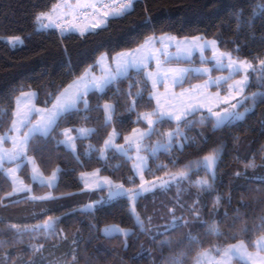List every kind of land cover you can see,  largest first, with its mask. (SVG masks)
<instances>
[{
    "label": "trees",
    "instance_id": "trees-1",
    "mask_svg": "<svg viewBox=\"0 0 264 264\" xmlns=\"http://www.w3.org/2000/svg\"><path fill=\"white\" fill-rule=\"evenodd\" d=\"M57 2L0 0V134L10 125L19 93L32 90L37 93L36 104L49 106L84 68L94 67L102 53L111 56L136 48L153 35L216 38L220 50L232 51L234 58L252 63L256 70L251 71L245 93L259 94L255 101L247 100L252 109L243 120L216 129L210 121L193 123L186 131L181 125L178 136L186 146L149 156L146 179L179 171L189 161L220 149L211 189L194 186L197 179L210 176L193 168L189 179L137 198L134 208L143 223L141 229L126 198L82 209L104 191H84L78 174L100 169L99 174L133 186L127 183L133 175L129 160L112 150L104 159L99 157L110 123H104L102 108L97 111L95 106L114 103L111 123L121 138L144 125L134 121L138 113L151 110L147 106L149 83L145 87L141 72L129 71L103 93L90 91L89 110L80 103L58 120V132L64 128L94 129L88 137L76 138V154L54 140L42 139L37 146L36 164L41 172L48 175L59 169L51 199L31 200L26 194L5 197L11 187L0 170V264H69L72 260L75 264H194L200 253L215 251L218 256L216 249L236 242L255 250L254 241L264 235V75L259 69V60L264 59V0H132L133 7L124 14L109 17L103 26L82 34L38 29L35 15L49 12ZM14 36L21 37V43L10 45L3 40ZM49 94L51 100L46 104ZM130 105H135L131 111ZM206 114L199 111L191 119ZM157 127L163 132L174 124L165 122ZM39 136L33 135V143ZM250 160L255 168L245 167ZM158 166L166 167L157 170ZM22 174L28 180L26 172ZM33 188L38 194L46 190L37 184ZM217 197L219 203H215ZM173 207L179 226L172 224L168 210ZM51 217L59 220L54 228L45 229V220ZM110 224L131 231L125 237L102 235L100 228Z\"/></svg>",
    "mask_w": 264,
    "mask_h": 264
},
{
    "label": "snow or ice",
    "instance_id": "snow-or-ice-1",
    "mask_svg": "<svg viewBox=\"0 0 264 264\" xmlns=\"http://www.w3.org/2000/svg\"><path fill=\"white\" fill-rule=\"evenodd\" d=\"M59 5L53 6L55 11ZM64 7H67L65 2ZM80 8H92L97 11L101 8L105 9L103 12V18L107 19L109 16L117 17L124 14L127 10L133 7L132 0L122 3L119 7L115 3L108 5H97V4H83L78 5ZM35 20L40 23L43 27H49L52 23H55L51 13L39 12L35 15ZM47 20L49 23L44 24ZM57 27L59 25L57 24ZM93 27H99L98 24H93ZM63 31V29H61ZM19 39V38H17ZM175 42L177 53L187 54L190 56L192 51L199 48L201 53L205 50H211L212 55L210 58L202 59L201 64H209L211 67L204 66L200 68H189V67H165L168 64L171 53L167 51ZM159 44L161 47H156ZM238 50V49H237ZM111 63H109V56L102 53L96 60L95 64L99 66L103 74L96 76L92 73V65L84 68L83 71L76 75L68 88L64 91H60L56 95L55 100H52V107L45 109H35V112L39 114V120L35 124H31L29 121V113L33 111V107L29 106L26 111H21L19 108L12 112L11 124L7 127L5 134L0 135V168L5 161L14 163L17 160L23 161L25 158L29 165L32 166V174L36 178L41 177L39 169L36 167V160L39 157L36 156L37 146L43 139L45 142L54 140L55 143L63 144L66 147H71L75 152V137L71 135L73 131L78 132L81 136H86L93 132L91 128H79L70 129L64 128L61 132L57 131L59 127V117L62 114L69 113L73 109H76L80 103H83L84 109L87 111L92 106L90 98L88 96L92 89L103 93L105 88L114 83L119 77L127 74L129 71H135L139 74L141 71L144 72L145 87L147 82H151L152 91L148 97V107L150 111L140 112L137 114L135 123L141 121L147 124L144 129L133 128L131 133L124 136V144H116L115 140L118 133L115 129L108 133V136L103 141V145L99 149L100 159H104L105 153L108 150H114L115 152L128 154L133 150L135 151V157L129 156V159L133 160L132 172L133 175L128 178L127 183L133 185L132 187H126L125 183L114 182L107 176H99L100 169H96L91 173H81V178L84 182L85 189L89 191L93 190H106V197H101L99 200L92 201L88 205L83 206L84 209H94L97 206L103 205L106 200L111 201L116 198H126L129 205L132 206L137 201V198L143 193H147L159 187L160 189H167L170 183H179L181 181L190 178V173L193 168L203 169L206 174L210 176V179H197L193 182L194 186H198L201 189H211L212 182L215 180V168L220 156V149H213L211 153L203 155L196 160H191L187 164L183 165L182 169L175 172L165 171L164 176L155 179L154 181H146L144 178L145 173L148 171V157L141 155L140 153L146 152L147 147L145 140L150 139L152 135L156 134L160 139L153 142L151 156H155L158 149L163 148L165 150L171 148L173 138L181 133V125L185 126V131L193 123H201L204 121H210L213 129L219 128L221 125L231 123L232 121L243 120L245 113L251 111L250 108H245L244 111H239L242 107L241 99L246 103L248 99L255 101L256 95L252 97H243L245 89L249 85V70L255 71L252 63L246 59L242 60L239 57H233L232 51H221L218 47V40L204 39L203 37H193L191 41L188 39L177 40L175 37L161 36L157 38L155 35L145 37L143 43L139 44L135 49H130L127 52H120L110 57ZM150 61L155 62L156 68L149 71ZM112 65H115V70H112ZM227 69V76H216L213 78L211 72L213 70ZM259 69L262 75H264V59L259 60ZM199 73L203 78V83L191 84L187 89H182L180 92L174 90L175 86L182 85L187 82L188 77L191 73ZM240 74L239 79H233V75ZM229 81H231L229 83ZM163 82L165 87L164 98L162 102L161 94L157 91V86ZM227 84V89L222 88V84ZM215 85L217 88L216 93H209L208 89L210 86ZM59 91V90H58ZM223 93V95H222ZM28 98L35 97L37 93L29 92L26 94ZM51 100V94L45 98V103ZM155 101V106L152 107L151 102ZM135 105H130L129 110L131 111ZM102 108L104 112V123L111 122L113 115L115 114L114 103L105 101L103 105L96 104L95 109L99 111ZM207 109V114L202 115L199 120L193 121V117L196 112ZM173 123L175 128L168 132H159L158 125L163 123ZM27 128V131L21 132ZM39 133V137H35L37 143H33V134ZM63 136V140L57 139V137ZM11 143L10 148L2 146L4 142ZM206 142V141H202ZM195 143L194 141H188V144ZM179 147L186 146L183 140L179 143ZM29 152L33 153L29 156ZM261 152L264 153V146L261 147ZM175 164V162H173ZM161 167L158 166L157 170ZM246 168H255L256 164L250 160L245 164ZM5 176L11 180L13 186V192L21 190L16 185L19 182L16 168L2 169ZM59 169L54 168L51 175L47 177V183L52 186L57 179V173ZM139 176L140 184L135 185V177ZM239 175V173H237ZM211 181V182H210ZM9 196L12 193L8 194ZM50 196L34 197V199L47 200L51 199ZM215 203H219V197L216 198ZM169 214L172 215V224L179 226V219L175 216V207L168 210ZM192 214L193 209H189ZM132 215L135 216L136 222L143 229V223L140 217L136 215L134 209ZM199 219V215L195 216ZM58 217H51L45 220L44 228L52 229ZM15 227V226H13ZM214 230V228H213ZM106 234L115 229L105 228ZM123 235L127 236L128 232L125 230ZM264 239V238H262ZM163 243V242H162ZM257 245L264 248L257 241ZM37 251L41 250L39 245H34ZM220 254L221 260L216 264H230L233 252L238 253L241 258L254 259V254L247 253L244 243L238 242L235 245H229L227 248L221 250L216 249ZM209 253L206 251L197 256V264H200L201 257H207ZM264 261V257L260 258ZM69 264H75V260L69 262ZM211 264V261H210Z\"/></svg>",
    "mask_w": 264,
    "mask_h": 264
},
{
    "label": "rangeland",
    "instance_id": "rangeland-1",
    "mask_svg": "<svg viewBox=\"0 0 264 264\" xmlns=\"http://www.w3.org/2000/svg\"><path fill=\"white\" fill-rule=\"evenodd\" d=\"M93 4H98V1L97 2H95V3H93ZM78 5H81V4H77L76 5V7L78 6ZM76 7H75V9H76ZM75 9H72V10H67V11H64L63 13H62V16L64 15V14H66V13H73L74 11H75ZM59 14H61V13H59ZM58 14V15H59ZM62 16L61 17H56V18H59L58 20H60L61 18H62ZM109 17H111V16H109ZM108 17V18H109ZM89 19V20H88ZM57 20V21H58ZM107 19H104L103 18V12H98V13H95V14H92L90 17H88V18H86V20L85 21H82V22H75V23H70V24H65V25H62L63 27H60V29L61 28H65V27H67V26H70L71 28H69V29H63V31H61L60 30V32H62V33H64V32H77V33H80V34H82V33H85V32H87V31H89V30H91V29H94V27H92L93 26V24H98L99 25V27H101V26H103L104 24H105V21H106ZM56 25H57V22H56ZM37 28L39 29V28H42L41 27V25L40 24H37ZM161 36H170V37H175L177 40H184V39H188L189 41H191V39L193 38V37H202V36H193V37H181V38H178V37H176V36H173V35H170V34H163V35H159V36H156L157 38H160ZM17 38H19V39H17ZM204 38V37H203ZM204 39H208V38H204ZM3 40L5 41V42H7L8 44H10V45H15V44H19V43H21V37H19V36H14V37H4L3 38ZM210 40V39H209ZM156 47H161L159 44H157L156 45ZM133 49H135V48H133ZM127 51H129V50H124V51H120V52H127ZM167 51L168 52H170L171 53V58H170V60H169V62H168V64L167 65H165V67H176V66H179V67H189V68H200V67H204V66H208V67H211L212 65H209V64H201V61H202V59H207V58H210L211 57V55H212V52H211V50H205L204 52H203V54L201 53V51H200V49L199 48H196L194 51H192V54L190 55V56H188L187 54H184V53H181V54H178L177 53V48H176V46H175V42H173V44H172V46L170 47V48H168L167 49ZM222 51V50H221ZM120 52H117V53H120ZM117 53H115V54H117ZM115 54H113V55H115ZM113 55H111V56H113ZM109 56V55H108ZM111 56H109V63H111V60H110V57ZM156 68V65H155V62H152V61H150V67H149V71H152V70H154ZM112 70L114 71L115 70V65H112ZM251 69L249 70V81H250V75H251ZM92 73L94 74V75H96V76H100V75H102L103 74V71H102V69L99 67V66H97L96 64H95V66L93 67L92 66ZM129 73V72H128ZM127 73V74H128ZM127 74H125V75H123V76H126ZM141 74H142V76L144 77V72L143 71H141ZM211 75L213 76V78H215L216 76H227L228 75V71H227V69L225 68V69H223V70H213L212 72H211ZM197 76H199V77H201L200 76V74L199 73H196V72H193V73H191V75L188 77V80L187 81H189V83L188 84H182V85H178V86H175V88H174V90L176 91V92H180L182 89H187L191 84H200V83H203V78L201 77V79H196V80H194L195 79V77H197ZM122 77V76H121ZM120 78V77H119ZM233 79H239L240 78V74H237V75H233V77H232ZM193 80V81H192ZM73 81V80H72ZM71 81V82H72ZM71 82L70 83H68L63 89H61L60 91H64L66 88H68L69 87V85L71 84ZM231 81H229V83H230ZM149 83V86H150V92L152 91V85H151V82H148ZM222 88L223 89H225V91H226V89H227V84L225 83V84H222ZM96 91L95 89H92L91 91ZM246 90V89H245ZM59 91V92H60ZM157 91L161 94V98H162V102H163V98H164V93H165V87H164V84H163V82H161L158 86H157ZM29 92H34V91H32V90H28V91H24V92H21V93H19L15 98H14V108H13V111L14 110H17L18 108H19V110H21V111H26L27 110V108L29 107V106H32L33 107V111L31 112V113H29V121H30V123L31 124H35L38 120H39V114H37L36 112H35V109H45L46 107L47 108H51L52 107V103L49 105V106H40V105H38V104H36V96L35 97H31V98H28L27 97V93H29ZM98 92V91H97ZM208 92L209 93H216L217 92V88H216V86L215 85H213V86H210L209 87V89H208ZM59 94V93H58ZM57 94V95H58ZM222 95H223V93H222ZM243 95V97H252L251 96V94H246L245 93V91H244V93L242 94ZM56 98V97H55ZM55 98H54V100H55ZM104 103V102H103ZM103 103L101 104V105H103ZM111 103V102H110ZM241 103H242V107H240L239 108V111H244V109L245 108H250V109H252V106H249L248 104H247V102L245 103L244 102V100L243 99H241ZM152 104H153V107L155 106V101H152ZM81 105L84 107V105H83V103H81ZM102 112H103V110H102ZM199 112V111H198ZM201 112H206L207 113V109L205 108V109H203ZM63 115V114H62ZM103 120H104V112H103ZM143 122V121H142ZM110 123V128H109V131H108V133L109 132H111V131H113V129H115L114 128V126L112 125V123L111 122H109ZM144 123V125H142V126H136V127H134V128H140V129H144V128H146L147 127V124L145 123V122H143ZM10 124H11V122H10ZM173 124H174V122H173ZM10 126V125H9ZM79 128H88V127H76V128H74V129H79ZM175 128V124H174V127L173 128H168V129H166L165 131H163V132H168V131H170V130H172V129H174ZM71 129V128H70ZM116 130V129H115ZM7 131V130H6ZM6 131L5 132H3V133H1L0 135H3V134H5L6 133ZM23 131H27V128H25V129H23L22 130V132H21V135H23ZM117 131V130H116ZM132 131V130H131ZM131 131L130 132H128V133H126V134H123V135H121V138L119 137V133H118V136H117V138H116V140H115V143L116 144H124V136L125 135H128V134H130L131 133ZM159 132H161V131H159ZM108 133H107V135H106V137H105V139L107 138V136H108ZM34 134H38V135H40L39 133H34ZM33 134V135H34ZM71 135L73 136V137H75V152H73V149L71 148V147H66L65 145H63L67 150H69L70 152H72L74 155L76 154V138H86V137H88L89 135H90V133L88 134V135H86V136H81L78 132H76V131H73L72 133H71ZM160 139V137L158 136V135H156V134H154V135H152L151 136V138L150 139H146L145 140V145H146V147H147V151L146 152H141L140 154L141 155H145V156H147L148 158H149V156H151L150 154H151V150H152V145H153V142H156V141H158ZM60 140H63V136H61V138H60ZM182 141V139L181 138H179V136L177 135V136H175L174 138H173V141H172V145L173 146H175V147H177L178 149H180L181 147H179L178 145H179V143ZM184 142V141H183ZM102 145H103V143H102ZM2 146L3 147H5V148H10L11 147V143H10V141L9 142H4L3 144H2ZM172 146V147H173ZM170 149V148H169ZM111 150V149H110ZM168 150V149H167ZM167 150H165V149H163V148H160V149H158L157 151H156V153H155V155L158 153V152H160V151H167ZM109 151V150H108ZM112 151H114V150H112ZM115 152V151H114ZM115 153H117V154H120V155H122L125 159H127V160H129L130 161V167H131V170H132V164H133V160L132 159H129L128 157L129 156H132L133 157V159H134V157H135V151L133 150L131 153H128V154H123V153H119V152H115ZM106 154H107V152L105 153V156H106ZM30 156V155H29ZM99 157H100V152H99ZM153 157V156H152ZM105 158V157H104ZM36 167L39 169V167H38V165L36 164ZM147 167H148V164H147ZM6 168H16L17 169V176H18V178H19V181H22V184H20L19 182L17 183V185H16V187L17 188H20L21 190H19V191H16V192H13V186H12V182H11V180L10 179H8L6 176V178L8 179V181L10 182V192L9 193H12V195L11 196H9L8 194L5 196V197H12V196H15V195H19V194H26L27 195V198H29V199H31V200H39V199H34V197H43V196H50V197H52V188H53V186H55L56 185V183H57V179H58V173H57V179H56V181L54 182V184L52 185V186H49V184L47 183V177L49 176V175H51V173L50 174H48V175H45V174H43L42 172H41V170L39 169V171H40V173H41V177L43 178V182H42V180L40 179V178H36V177H34L33 176V174H32V166L31 165H29L28 164V162H27V159L25 158L23 161H21V160H17L16 162H14V163H9V162H7V161H5L4 162V164L2 165V168H0V170H2V169H6ZM22 171H25L26 172V175H27V177H28V180H26L25 179V177H24V175L22 174ZM94 170H92V171H83V172H80L79 174H78V178H79V180H80V182L82 183V187H83V190L84 191H89V190H87V189H85V187H84V182H83V179L81 178V173H91V172H93ZM2 172H3V174H4V171L2 170ZM133 173V172H132ZM5 175V174H4ZM98 175L99 176H107V175H101V174H99L98 173ZM107 177H109V176H107ZM110 178V177H109ZM136 179H137V181H138V184H137V186L140 184V179H139V176L137 175L136 177H135ZM144 178H145V175H144ZM157 178H159V177H157ZM157 178H152V179H146L145 178V180L146 181H154L155 179H157ZM111 179V178H110ZM204 179H206V178H204ZM114 181V180H113ZM114 182H116V181H114ZM120 183V182H119ZM174 183V182H173ZM41 185V186H44L45 187V191L44 192H42V193H40V194H38L37 192H36V190H34V188H33V185ZM171 184V183H170ZM159 187H157L156 189H158ZM153 190H155V189H153ZM152 190V191H153ZM94 191V190H93ZM95 191H98V190H95ZM148 193V192H147ZM144 194H146V193H143V194H141V195H144ZM99 197L97 198V199H95L94 201H96V200H99L101 197H106V190L103 192V193H99V195H98ZM92 202V201H91ZM91 202H88V203H86L85 205H88L89 203H91ZM105 202H109L108 200H106ZM84 205V206H85ZM130 208H131V210L133 211V209H134V211H135V208H134V205H132V206H130ZM82 209H84V207H82ZM84 210H88V209H84ZM92 210V209H91ZM105 228H112V229H115V231H112V232H109V233H105L104 231H102L103 229H105ZM127 231L128 232V234L130 233V229H127V228H122V227H120V226H118V225H116V224H110V225H107V226H103V227H101L100 228V233L102 234V235H104V236H110V235H114V234H119V235H121V236H123V237H125V235H123V232L124 231ZM262 238H264V235L263 236H260L259 238H257L255 241H254V248H255V250H253V251H251V250H248L247 248H246V246H245V244H244V246H245V248H246V251H247V253H251V254H254V259H247L246 257L245 258H241L240 257V255L238 254V253H235V252H233V254H232V259H231V261H230V264H235L234 263V260H237V261H239L240 263H243V264H264V261H262L260 258L261 257H264V248H262V247H260V246H258L257 245V241L259 240L260 241V244L262 245V246H264V239H262ZM238 242H236V243H234V244H230V245H235V244H237ZM229 246V245H228ZM228 246H226V247H224V248H222L221 250H223V249H225V248H227ZM204 252H206V251H204ZM204 252H202V253H204ZM208 253H209V255L207 256V257H201V260H200V264H210V261H211V264H216V262H218V261H220L221 260V256H220V254H218V256H216V255H214L213 254V252H215V251H207ZM201 254V253H200ZM194 264H197V259L195 260V262H194Z\"/></svg>",
    "mask_w": 264,
    "mask_h": 264
},
{
    "label": "built area",
    "instance_id": "built-area-1",
    "mask_svg": "<svg viewBox=\"0 0 264 264\" xmlns=\"http://www.w3.org/2000/svg\"><path fill=\"white\" fill-rule=\"evenodd\" d=\"M127 2V0H98L97 5H108L115 3L117 7H119L122 3ZM105 9L101 8L97 11H94L92 8H80L76 7L75 11L73 13H66L62 16L60 20L57 21V24L60 27H63L62 25L75 23V22H82L85 21L86 18L90 17L92 14L104 12Z\"/></svg>",
    "mask_w": 264,
    "mask_h": 264
},
{
    "label": "crops",
    "instance_id": "crops-1",
    "mask_svg": "<svg viewBox=\"0 0 264 264\" xmlns=\"http://www.w3.org/2000/svg\"><path fill=\"white\" fill-rule=\"evenodd\" d=\"M97 1L98 0H58V2L55 5H59L60 7H58L55 11H53V8H52L49 12H47V13H51L52 14L53 20L55 21V23H52L49 27H43L40 23L37 22V24H40L41 27H42V28H39V29H47V28H57L58 30L69 29V28H71L70 26H67V27L61 28V29H60V27H57L56 26V22H57V20L59 18H56V17H61L62 13L64 11L75 9L77 4H81V5H83V4H93V3L97 2ZM65 2L67 3V7H64ZM59 13H61V14H59ZM43 23L44 24H48L49 22L47 20H45ZM122 77H124V76H122Z\"/></svg>",
    "mask_w": 264,
    "mask_h": 264
}]
</instances>
